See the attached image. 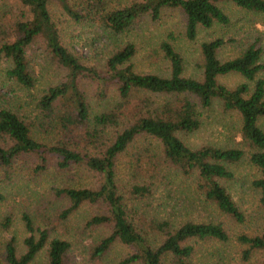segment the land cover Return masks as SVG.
Wrapping results in <instances>:
<instances>
[{
    "label": "trees",
    "instance_id": "1",
    "mask_svg": "<svg viewBox=\"0 0 264 264\" xmlns=\"http://www.w3.org/2000/svg\"><path fill=\"white\" fill-rule=\"evenodd\" d=\"M13 1L17 15L0 20V64H8L6 79L28 90L34 87L28 51L37 43L64 75L36 101L34 97L27 112L0 106V170L9 179L7 171L20 160L33 164L34 173L54 162L61 171L84 168L94 175V187L55 189L66 202L57 213L61 219L87 206L90 216L84 229H108L87 250L94 264H110L108 255L117 242L131 250L118 264H193L191 241L229 239L221 222L189 221L177 226L152 205L158 192L166 190L167 199L173 196L172 179H189L193 193L220 214L244 223L245 213L227 183L235 177L234 168L246 161L256 172L251 183L264 205L263 48L250 43L234 57L222 59L225 39L205 40L200 45L198 78L184 75V58L175 49L172 34L160 44L167 74L137 71L132 61L138 49L131 42L114 50L103 64L89 65L64 44L49 10L55 1L75 22L88 19L115 35L174 11L182 16L186 39L193 41L201 29L230 24L222 3L264 19V0ZM228 74H238L244 81L228 87L219 81ZM215 107L230 116L226 128L232 144L191 147L188 139L205 126ZM35 110L52 122L56 134L49 143L38 138ZM6 190L1 179L2 201ZM21 218L28 233L24 249L18 252L14 239L6 241L0 252L2 264H34L41 252L45 264H68V238L36 226L27 213ZM10 223L8 219L7 227ZM236 239L245 259L254 250L264 252V234L240 233Z\"/></svg>",
    "mask_w": 264,
    "mask_h": 264
},
{
    "label": "rangeland",
    "instance_id": "2",
    "mask_svg": "<svg viewBox=\"0 0 264 264\" xmlns=\"http://www.w3.org/2000/svg\"><path fill=\"white\" fill-rule=\"evenodd\" d=\"M16 7L18 6H14L13 0H0V20L9 17L11 13L16 16ZM221 7L228 15L230 24L227 26L215 24L209 29H201L192 41L186 39L184 35L182 16L174 11H169L155 22L143 20L142 27L136 26L125 34L115 35L88 19L75 22L55 1L49 4L52 19L62 31L64 44L81 58L83 63L95 66L103 64L114 50L131 42L136 44L138 49L132 61L137 71L167 74V63L163 59L160 44L172 34L175 49L184 58V75L196 78L200 76L198 67L201 61L200 45L205 40L218 37L225 39L226 44L219 53L222 59L234 57L250 43H256L264 49L262 17L242 10L232 3H222ZM28 56L34 67L35 76V85L30 90L8 81L5 76L8 64L4 62L0 64V106L13 111L27 112L34 97L36 101L45 89L61 81L64 71L52 61L44 46L40 43L32 46ZM219 81L228 87H234L244 79L238 74H228L220 76ZM208 115L205 126L188 139L191 147L204 144L224 146L231 142L226 128L230 116L219 111L217 107ZM35 123L40 140L48 143L54 140L56 133L52 128V122H48L37 110ZM33 166L25 161H16L13 169L7 171L9 179L3 178L0 170V180L7 185V190L3 194L6 195V199L0 200V252L10 239L15 240L18 252L23 251V240L28 233L21 217L27 213L36 226H47L51 235L57 233L70 240L68 264H94L95 262L89 259L87 250L105 236L108 229L104 227L84 229L90 216L87 215L89 213L87 206H82L67 220L61 219L57 213L66 207V202L55 189L63 185L94 187L97 184L96 177L84 168L58 170L54 167V162L39 173L32 171ZM234 174L235 177L227 184L233 200L245 213L244 223H237L220 214L213 205L204 201L196 192L193 193L189 179L181 177L172 179L174 187L171 188L173 195L171 198L167 199V191L164 190L163 193L158 192L152 201V205L159 207L157 209L163 211L162 215L173 218L177 226L189 221H215L225 225L229 234L226 242L212 238L191 241L195 249L192 256L193 264H264V252L254 250L252 256L245 259L242 256L243 246L236 239L240 233L264 234V205L260 203L257 190L251 183L256 172L243 161L234 168ZM8 219L11 223L7 227ZM129 251L130 248L119 242L115 243L108 255L110 264H118V259ZM44 257V252H41L34 264H45Z\"/></svg>",
    "mask_w": 264,
    "mask_h": 264
}]
</instances>
